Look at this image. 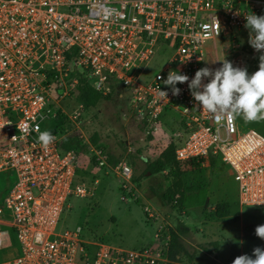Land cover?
Segmentation results:
<instances>
[{"label": "built area", "instance_id": "1", "mask_svg": "<svg viewBox=\"0 0 264 264\" xmlns=\"http://www.w3.org/2000/svg\"><path fill=\"white\" fill-rule=\"evenodd\" d=\"M251 12L264 15V0H0V180L5 175L8 187L9 175L15 177L5 193L0 187V248L6 239L10 246L7 229L18 244L0 264L168 261L170 234L148 206L143 213L156 228L151 245L140 250L85 239L80 227L57 230L68 198L94 192L80 178L86 173L79 154L61 151L55 123L60 116L78 119L62 108L81 84L103 97L124 98L127 119L148 134H157L164 116L175 115L176 128L169 131L176 161L220 159L232 172L239 204L264 207V136L251 129L241 133L234 114L217 118L202 110L187 81L177 83L178 95L162 82L169 70L190 80L202 67L208 41L214 47L225 41L234 64L242 47L258 52L245 27L244 15ZM156 58L158 71L148 73ZM43 124L55 136L47 147L37 140ZM88 146L92 164L112 172L133 197L131 166L112 164L105 149Z\"/></svg>", "mask_w": 264, "mask_h": 264}, {"label": "rangeland", "instance_id": "2", "mask_svg": "<svg viewBox=\"0 0 264 264\" xmlns=\"http://www.w3.org/2000/svg\"><path fill=\"white\" fill-rule=\"evenodd\" d=\"M237 36L239 40L245 38L241 33ZM225 45V41L216 40L214 47L213 43L208 41L205 44L202 67H209L214 70L221 66L225 58L235 67L246 68L250 74L257 70L258 57L261 53L255 52L253 54L242 47L238 50L240 56H234L239 57V60L234 64L229 55L230 51L225 50ZM160 63V58L154 59L150 64L148 73L158 71ZM78 97L79 95L76 93L71 99H67L64 105L68 104L69 106L62 108L70 114L72 112L78 113V119L76 121L73 119L71 122L64 121L62 126L58 128V132L61 137L71 135L77 137L81 142V145H79V165L81 171L86 174H81L80 178L88 185H94V192L93 196L86 198L74 196L68 198L57 230L63 231L80 227L85 239L100 240L113 247L140 250L142 249L139 246L142 243L141 237L145 235V231L150 230L154 233L156 226L147 222L146 215L142 213V205L133 199L134 192L132 197L120 187V182L115 179L112 172H106L92 164L89 158L88 143L93 145L92 140H95L97 145L105 149L111 156L113 163L121 161L127 164L130 163L133 166L131 167L133 179L138 178L140 180L146 173L148 165L155 164L160 157V153L170 142L174 141L169 129H166V127L168 128L166 123H168V118L176 119V116L173 114L164 116L160 121L157 134L153 135L148 134L140 124L127 119L128 105L125 99L119 98L117 94L100 99L92 106H86L82 102L78 103ZM80 105L82 106L79 107ZM234 115L241 133L251 129L264 136V118L245 121L242 115ZM43 127L44 131V124ZM48 127L53 129L54 125L48 123ZM176 169L182 174V191L184 195L182 198L188 199L187 208L192 209L191 215L193 217L186 222V225L190 227L198 225V209L204 199L209 201V205L220 202L218 206H215L217 211L220 210V212L223 211L225 205L222 201L228 202L231 205L232 214L229 221L234 222L233 216H236L240 209L237 202V184L233 179L232 172L222 164L220 159L216 158L214 162L194 163L193 165L187 162L181 163L179 168L173 167L174 171H177ZM166 171L168 174L164 176L170 178L171 170ZM14 181V174L9 175L8 187L12 186ZM184 185L187 188L186 192L184 191ZM0 187L2 188L1 193H5L8 188L5 175L0 180ZM243 211L258 213L260 217L264 216V207H244ZM184 220L186 219L184 218ZM6 229L4 228V230ZM7 232L18 251L14 234L8 229ZM12 255L11 249L0 248L1 262L11 258Z\"/></svg>", "mask_w": 264, "mask_h": 264}, {"label": "crops", "instance_id": "3", "mask_svg": "<svg viewBox=\"0 0 264 264\" xmlns=\"http://www.w3.org/2000/svg\"><path fill=\"white\" fill-rule=\"evenodd\" d=\"M128 164L133 167L130 163ZM167 174L166 170L150 174L146 169V173L140 180L132 178L133 199L137 200L142 205L141 207L148 206L158 215L157 224L162 225L169 232L170 237L171 233H181V238L186 248L189 250L192 247L196 249L194 254L191 252L193 254L192 264H232V261L237 256L242 254L251 255L253 248L257 246L264 248V239L259 238L255 233L256 226L264 224V216L260 217L258 213L254 212H244V207L248 206H241L238 199L237 202L240 209L237 215L233 216L234 222L229 221L232 218V214L231 205L228 202L222 201L229 205V215L218 217L215 206H218L220 202L215 203V205H209V201L204 199L198 209V225L192 227L186 225V222L193 217L191 215L192 209L187 208L188 199H182L180 206L177 208L170 206L164 200V192L171 185V177L166 178L164 176ZM186 189V185H184L185 192ZM122 198L124 199L123 196ZM147 222H149L148 219ZM152 235L153 233L150 230L145 231V235L141 237L140 248L151 245ZM6 241V248L12 250L13 255L11 257H13L17 252L15 243L11 237L10 246L9 242L6 243ZM215 242L218 244L217 250H213L212 247H209L210 252H203L198 249L199 245ZM165 264L188 263L184 258L182 262L169 261L168 259Z\"/></svg>", "mask_w": 264, "mask_h": 264}, {"label": "clouds", "instance_id": "4", "mask_svg": "<svg viewBox=\"0 0 264 264\" xmlns=\"http://www.w3.org/2000/svg\"><path fill=\"white\" fill-rule=\"evenodd\" d=\"M245 27L249 31L248 44L260 52L258 68L249 73L244 67H235L226 60L216 69L201 67L195 71L189 80L187 75L176 70H169L162 81L170 87L172 95H178L180 89L177 83H187V87L194 101L198 102L202 110H207L217 118L225 114L242 115L245 121L264 118V15L253 12L244 15ZM159 94L166 97L167 93L159 89ZM38 142L47 147L55 140V136L48 130L40 131ZM256 235L264 239V224L255 228ZM232 264H264V248H253L252 254H242L232 261Z\"/></svg>", "mask_w": 264, "mask_h": 264}, {"label": "trees", "instance_id": "5", "mask_svg": "<svg viewBox=\"0 0 264 264\" xmlns=\"http://www.w3.org/2000/svg\"><path fill=\"white\" fill-rule=\"evenodd\" d=\"M79 97V102H82L86 106H92L95 105L100 99L107 98L103 97L100 93L92 90L88 85L81 84L78 87L77 92ZM75 93V94H76ZM56 129L62 126L64 123V116H60L58 120H56ZM170 131H174L176 128V124L171 121V118H168V123H166ZM173 124V125H172ZM56 132V131H54ZM92 143L94 146L99 147L95 140H92ZM79 145H81V142L77 139V137H73L71 135H66L63 137L60 141V149L62 152H68L71 150H74L77 154H79ZM175 143L170 142L166 148L160 153L159 159L156 161L153 165H148V172L150 174H156L159 172H162L164 170H171V185L166 189L164 192V200L173 207H179L182 202L183 191V183H182V174L177 171L173 170L174 168H179L181 165L180 162L176 161L175 159ZM102 148V147H101ZM215 159H211L210 162H214ZM111 163H113V160L111 158ZM188 164H194V163H200L196 161H188ZM173 170V171H172ZM178 196V197H177ZM177 197V199H176ZM138 202L137 200H135ZM229 215V205L225 204L223 207V211L220 212V210L217 211L218 217H225ZM181 233H171L170 237V248L168 252V259L169 261H179L182 262V260L185 258L186 262L188 264L193 263V254L196 252L195 248H191L190 250L186 248V245L184 244ZM209 247H212L213 250L218 249V244L215 243H209L206 246H199L198 249L203 252H210ZM193 254H192V253Z\"/></svg>", "mask_w": 264, "mask_h": 264}]
</instances>
